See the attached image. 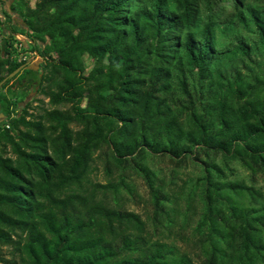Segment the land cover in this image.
<instances>
[{"label": "trees", "instance_id": "1", "mask_svg": "<svg viewBox=\"0 0 264 264\" xmlns=\"http://www.w3.org/2000/svg\"><path fill=\"white\" fill-rule=\"evenodd\" d=\"M226 1L0 0V36L18 14L47 61L0 88V263L264 264V4ZM12 48L0 41V82L26 63ZM12 81L54 107L17 113ZM158 159L174 165L169 181ZM97 160L105 183L91 178ZM189 162L202 173L185 193L175 177ZM233 162L247 180L228 178ZM132 175L153 230L125 206ZM196 195L199 262L164 240L184 235Z\"/></svg>", "mask_w": 264, "mask_h": 264}, {"label": "rangeland", "instance_id": "2", "mask_svg": "<svg viewBox=\"0 0 264 264\" xmlns=\"http://www.w3.org/2000/svg\"><path fill=\"white\" fill-rule=\"evenodd\" d=\"M14 0H6L5 4L10 5L13 3ZM255 2H258L259 4H264V0H253ZM36 0H31V5H34ZM226 4L229 6H232V0H227ZM0 14L5 18L8 19V16L3 13L2 4H0ZM13 17L16 21L14 23V29L17 31H21L20 33H13L14 29H11L10 27L4 28L3 34L0 36V41L3 42L4 40L9 41L13 44V57L21 62H26L27 65H34L38 67L39 72L43 73L46 72V63L43 59V57L40 55V50L42 49V45L38 44L39 51H35V48L33 47L32 40L28 36H25L23 33L26 31V28L22 25H17V22L21 19V17L18 14H13ZM43 59V60H42ZM85 63L87 65L86 73H88L91 68L93 67L94 60L88 55H84ZM17 75V74H16ZM15 75V76H16ZM14 76V77H15ZM13 78V77H12ZM16 84L15 81H12L11 84ZM44 85H47L46 83ZM14 89L16 90V100L18 101V108L17 113H20L23 108L26 107V105L31 102V106L29 107V111L39 114L43 111L44 108H53L54 105L51 104L50 98L44 94L43 92L39 91V88L37 87H22L20 84H16L14 86ZM4 92L7 91V88L3 90ZM14 99V97H13ZM0 112H3L0 108ZM4 113V112H3ZM7 122L6 116H0V126L4 125ZM232 166V172H227L229 179H246L248 178L249 171H247L239 162H233L231 164ZM156 167L162 168L161 177L165 175L167 181L170 179L171 171L174 167V165L167 160H160L158 159V163L156 164ZM201 166L197 164H193L192 162H189L187 166L184 168H179L178 174L175 177L176 181V188L179 189V187H183L185 193L189 192V187L191 189L194 188V183L197 181V178L201 175ZM91 178L94 181H101L103 183L107 182V176L104 170V164L101 160H97L95 162V168L93 169L91 173ZM128 181L133 186V189L137 192L138 196L135 198L132 197L130 194H126V191H123V195H128L130 200H128L125 204V206L128 209L135 210L136 212L140 213L144 219L147 220L149 227L151 230L154 229L153 227V206L149 202V192L147 185L143 178L137 175L129 176ZM249 182V180H248ZM264 185V180L262 177L258 178V181L256 183L257 187H262ZM175 186V185H174ZM140 195V196H139ZM182 209L183 212L186 211V200L184 198L181 199ZM194 204L196 208H193L188 212L189 219L188 222L185 223V227L183 228L184 235L182 237H174L166 238L164 240H167L169 242H175L182 250L189 251L193 256L196 262H199L198 260L202 257V251L200 248V244L197 242H194V238L192 237V233L195 232V227L197 226V222L200 218V203H199V196H195ZM184 216L180 215L178 217V225L177 228L181 229V222L183 221ZM154 238H164L166 235H168L167 231L162 232L159 230V232L156 233L154 231ZM191 236V239H187ZM4 252L6 257L10 258V250L9 248L4 247ZM5 264V263H0Z\"/></svg>", "mask_w": 264, "mask_h": 264}, {"label": "water", "instance_id": "3", "mask_svg": "<svg viewBox=\"0 0 264 264\" xmlns=\"http://www.w3.org/2000/svg\"><path fill=\"white\" fill-rule=\"evenodd\" d=\"M24 68H31V69H38L37 66L34 65H27L26 63L20 65L17 69H15L13 72H11L9 75H7L1 82H0V88L1 86L9 79L14 77L16 74H18L22 69ZM0 116H5L3 112H0Z\"/></svg>", "mask_w": 264, "mask_h": 264}, {"label": "flooded vegetation", "instance_id": "4", "mask_svg": "<svg viewBox=\"0 0 264 264\" xmlns=\"http://www.w3.org/2000/svg\"><path fill=\"white\" fill-rule=\"evenodd\" d=\"M36 51V50H35ZM43 60V59H42ZM38 70V69H37Z\"/></svg>", "mask_w": 264, "mask_h": 264}]
</instances>
